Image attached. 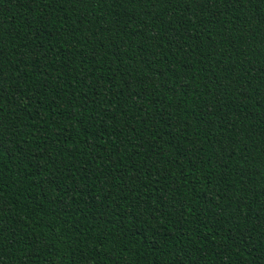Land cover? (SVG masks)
<instances>
[{
  "label": "trees",
  "instance_id": "1",
  "mask_svg": "<svg viewBox=\"0 0 264 264\" xmlns=\"http://www.w3.org/2000/svg\"><path fill=\"white\" fill-rule=\"evenodd\" d=\"M0 264H264V0H0Z\"/></svg>",
  "mask_w": 264,
  "mask_h": 264
}]
</instances>
